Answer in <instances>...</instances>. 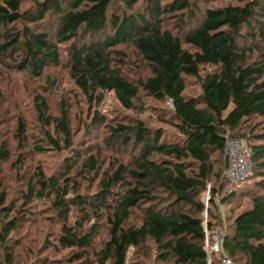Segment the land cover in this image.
Wrapping results in <instances>:
<instances>
[{
	"label": "trees",
	"instance_id": "16d2710c",
	"mask_svg": "<svg viewBox=\"0 0 264 264\" xmlns=\"http://www.w3.org/2000/svg\"><path fill=\"white\" fill-rule=\"evenodd\" d=\"M233 1L0 0V69L53 87L46 71L63 64L93 109L85 131L104 129L103 147L77 146L69 103L55 114L35 95L39 134L28 137L17 119L21 150L11 163L0 142V264L29 251L24 228L40 200L58 227L44 236L39 251L54 256L41 264H148L149 244L156 264H206L204 231L220 222L216 195L240 209L227 216L225 252L235 264H264V0ZM185 76L198 94L184 95ZM106 92L132 113L148 107L144 98L157 103L159 125L110 120L95 110ZM227 135L249 145L254 180L226 195ZM62 150L70 155L49 174L32 165L38 153ZM8 161L15 193L4 179Z\"/></svg>",
	"mask_w": 264,
	"mask_h": 264
},
{
	"label": "rangeland",
	"instance_id": "374dc122",
	"mask_svg": "<svg viewBox=\"0 0 264 264\" xmlns=\"http://www.w3.org/2000/svg\"><path fill=\"white\" fill-rule=\"evenodd\" d=\"M215 4H226L228 0H214ZM235 2V0L233 1ZM24 3V7L27 6ZM204 7V4H201ZM47 75L50 77H55V85L49 87L44 78L31 79L24 74H18L12 71H7L4 68L0 69V93L2 98L0 99V142L7 140L8 148L11 151V162L17 158V153L21 149H18L17 140L14 137V128L18 118L25 120L27 126L28 137L31 134H39V124L36 120V115L34 112L33 99L36 94L43 95L47 102L49 103L50 111L57 113L59 105L62 101L69 103L70 106V116L72 123V131L74 132V139L76 140L77 146H81L86 143H92L93 146L99 144L103 147V138L98 139L96 134H101L104 129H97L93 127L89 131H85V125L90 123L91 109L89 111V105L86 103L84 97L74 86L73 82L69 79L67 75V70L62 64L58 67H49L46 71ZM186 77V88L184 90L185 96H194L200 92L199 83L192 77ZM147 108L141 112H131L123 109L112 92H106L103 95V100L96 105L95 110H97L102 115L106 116L110 120L119 119L121 117H133L147 121L151 126L159 125L156 122V107L157 103H152L149 99L144 98ZM144 103V102H143ZM144 104V105H145ZM145 105V106H146ZM90 113V114H89ZM122 118V119H123ZM23 120V121H24ZM162 126V125H161ZM167 128L169 132H173L172 129ZM101 130V131H99ZM70 152L67 150H62L61 152L48 151L45 153H38L35 155V161L32 165L37 166L38 164L44 169L46 174H49L53 170H56L59 165L62 164V160L67 158ZM9 161L4 165L5 169V182L11 193H15L19 187L15 183V172L13 169L9 168ZM253 178L248 179L243 182L237 183L235 186L236 190L238 188L245 189L246 187L252 185ZM211 184V183H210ZM207 185L206 191L203 193L204 204L207 205V199L210 197L209 185ZM234 189L233 186H228L226 190ZM215 203L218 205V212L220 215V222L216 223V226L222 230L227 229L228 217L229 215H235L240 209H231V205L222 204L220 202L219 195L215 196ZM245 201V200H244ZM49 202L46 200L33 201L29 207L31 217L34 218V222L26 223L24 232L27 230V238L24 239L25 243L29 245V251L24 248H19L17 252V262L18 264H41V259L43 256H54L49 254V252L39 249L43 245L42 241L46 233L57 232V224L46 220V216L52 215L50 211ZM212 212H215L213 207H211ZM230 210H233L231 213ZM44 212V213H42ZM206 218V217H204ZM230 218V216H229ZM230 223V222H229ZM106 230L101 229L97 236L96 248L102 239H104ZM24 237V236H23ZM132 250L129 251V257H131ZM146 262L148 264H156V250L152 244H149V249L146 254ZM55 263V261H54ZM53 263V264H54ZM72 264V263H63Z\"/></svg>",
	"mask_w": 264,
	"mask_h": 264
},
{
	"label": "built area",
	"instance_id": "2783aa9c",
	"mask_svg": "<svg viewBox=\"0 0 264 264\" xmlns=\"http://www.w3.org/2000/svg\"><path fill=\"white\" fill-rule=\"evenodd\" d=\"M169 106L171 103L168 102ZM226 148L225 157L227 167L222 172L232 185L248 180L252 175V164L250 148L247 142L242 138L225 136ZM231 192L226 190L224 194ZM225 231L217 226L211 229L205 228L204 231V249L206 252V264H211L212 260L217 259L219 264H235L223 248V239Z\"/></svg>",
	"mask_w": 264,
	"mask_h": 264
}]
</instances>
